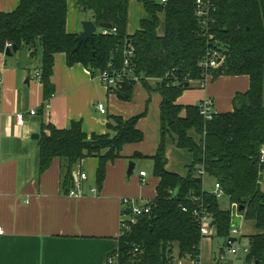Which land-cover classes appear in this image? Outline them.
<instances>
[{"label":"trees","instance_id":"16d2710c","mask_svg":"<svg viewBox=\"0 0 264 264\" xmlns=\"http://www.w3.org/2000/svg\"><path fill=\"white\" fill-rule=\"evenodd\" d=\"M74 1L78 9L91 13L99 30L93 45H82L76 52L79 35L67 31L68 0H19L15 11L0 12V53L11 44L18 51L27 49L32 58L41 54L39 80L45 105L54 94L52 77L58 54L66 56L68 67L82 65L95 78L105 71H121L125 51L133 49L128 68L132 72L121 79L117 94L131 99L135 85L141 83L149 94L161 96L160 144L152 157L153 176L159 179L156 197L145 205L150 212L135 223L128 220L130 206L122 212L128 229L119 239L117 264H173L176 247L178 259L199 263L204 237L195 210L209 216L215 235L228 241L232 212L223 209L220 199L204 188L205 176L221 186L224 197L238 206L245 221L253 223L256 234L249 237L246 264H264V191L260 183L264 172L260 161L264 152V0H212L208 8L204 6L207 17L198 16L197 0ZM132 2L142 4L148 18L129 35ZM101 24H111L116 33L104 35ZM162 25L164 34L160 35ZM211 51L221 53L224 60L217 69L205 71L201 63ZM207 76L213 81L245 76L250 82L248 91L235 95L233 110L217 113L211 121L200 114V104H178L194 83L203 87ZM146 115L110 116L104 135L88 136L78 122L66 130L43 124L38 142L40 174L60 160L62 188L68 194L75 169L84 160L97 159L96 184L101 189L108 164L122 158L127 145L144 141L138 123ZM170 137L193 157L186 176L167 169Z\"/></svg>","mask_w":264,"mask_h":264},{"label":"crops","instance_id":"0c3cea01","mask_svg":"<svg viewBox=\"0 0 264 264\" xmlns=\"http://www.w3.org/2000/svg\"><path fill=\"white\" fill-rule=\"evenodd\" d=\"M71 1L75 6L74 0H68L67 31L79 35L83 31L80 11L73 6L70 8ZM18 6L19 0H0L2 13H11ZM147 18L143 5L132 2L128 34H135L140 22ZM161 19L163 23L164 17ZM159 34H164L163 25ZM39 74L41 54L32 58L27 49L12 57L0 53V224L4 229L0 236V264H109V259L119 249L122 212L128 207L123 200L145 205L156 197L159 179L153 176L154 165L145 166L143 162L150 159L153 163L152 157L160 144L161 96L157 92L149 94L144 85L138 83L131 99L121 98L118 88L106 89L99 78L92 77L82 65L68 67L66 56L58 54L52 77L54 94L45 105ZM150 84L155 87L154 81ZM249 84L245 76L221 77L215 81L209 76L203 87L194 83V88L185 91L178 104L199 105L211 99L215 113L230 112L235 95L248 91ZM100 103L106 107L105 115L97 109ZM31 111L36 115H31ZM146 112L138 123L145 135L144 141L127 145L122 158L108 164L101 189L96 184L97 159L82 161L74 171V174L85 173L88 178L81 185L80 197L64 192L60 160H54L50 168L40 174L38 142L43 124L66 130L78 122L88 136L104 135L108 132L106 118L128 119ZM19 115L24 117L22 126L17 123ZM184 151L177 147L173 137L169 138L167 169L170 172L188 174L193 157L187 151L184 155ZM138 154L143 158H135ZM142 172H146V177H141ZM260 183L264 191V172ZM74 187L73 181L72 189ZM94 189L96 193L92 192ZM231 212L232 225L239 231L237 235L231 233L230 239H235L232 247L241 243V238H247L246 246H249V237L256 234L253 223L245 221L236 205H231ZM230 239L225 240L229 252L223 248L220 254L212 253L211 258H206L207 238H204L199 263L178 259L176 247L173 264H237L240 260L239 264H245L241 253L237 257L232 255Z\"/></svg>","mask_w":264,"mask_h":264},{"label":"built area","instance_id":"2783aa9c","mask_svg":"<svg viewBox=\"0 0 264 264\" xmlns=\"http://www.w3.org/2000/svg\"><path fill=\"white\" fill-rule=\"evenodd\" d=\"M163 3H166V0H162ZM212 0H197L196 3L198 5V16L199 17H207V12L204 11V6H206L207 8L209 7L208 5L211 4ZM209 23L210 19L208 20H204V24L206 25L207 22ZM213 22V21H212ZM116 29H111V30H106L103 29L102 33L104 35H109L111 33H116ZM13 46L11 44L7 45V48H12ZM134 57V53H133V49H129L125 51V62H124V68L121 71L115 70L112 72L109 71H105L103 73H101L99 75V80L101 81V83L103 85H106L108 90H115L118 88L119 82L121 81V79H123L125 76L128 75V73H131L132 70H129V65H130V61L131 59ZM224 57L221 55V53L216 52V51H211L209 53V56L206 58V60H204L201 63V67L203 69L209 70V69H217L221 63L223 62ZM38 77L40 78V74L38 75ZM209 76H207L208 78ZM133 80L138 81L137 78H133ZM2 83V77L0 75V85ZM214 102L211 99H206L204 100L202 103H200V114L203 116V118L206 121H211L214 117L215 111H214ZM98 111L102 114L105 115L107 113L106 107L104 104H98L97 106ZM31 115H36L35 111H31L30 112ZM17 123L18 125L22 126L24 124V117L23 115H19L17 117ZM261 163H264V152L261 155L260 158ZM202 175H204L203 172H201ZM141 177H146V172H142ZM73 179H74V189H72L69 193L70 196L72 197H80L81 196V185L83 182L87 181V175L85 173H76L73 174ZM92 192L96 193L97 190L94 189L92 190ZM213 193L216 195V197L218 199L223 198L224 192L221 188V186L218 183H215V187H214V191ZM123 204L125 206H130L131 207V211H132V216L130 219H128L131 223H135L139 217H143V214H148L150 212V207L149 206H145V205H140L138 204V202L133 201V200H128L125 199L123 200ZM194 217L196 219H198V221L200 222V232H201V236L204 238L210 237L211 232L214 231L213 230V226H212V220L209 216L204 215L201 211L199 210H195L193 212ZM123 215V214H122ZM122 221H121V236L124 234V231L128 229V225H127V220H126V216L123 215L122 216ZM232 233L233 235H237L239 234V231L235 229V227L232 228ZM4 234V229L0 224V236ZM230 243V242H228ZM231 245V253L232 255H234L235 257H237L241 252H243V254L245 256H247L250 253V247L246 246L244 248H233L232 244ZM109 264H117V257L114 255V257L109 259ZM250 264H254V263H250Z\"/></svg>","mask_w":264,"mask_h":264},{"label":"rangeland","instance_id":"374dc122","mask_svg":"<svg viewBox=\"0 0 264 264\" xmlns=\"http://www.w3.org/2000/svg\"><path fill=\"white\" fill-rule=\"evenodd\" d=\"M73 2L71 1L70 2V8L73 6ZM74 8L76 7V5L75 6H73ZM77 8V7H76ZM78 9V8H77ZM80 12L78 13L79 14V16H80V19H81V21H80V25H81V27L83 28V23L84 22H90L91 20H90V18H92V16H91V13L90 12H88V11H83V10H80V9H78ZM85 19H87V20H85ZM90 21H89V20ZM80 34V33H79ZM7 49H10V48H7ZM12 49V48H11ZM97 78H99V75L97 76ZM106 89H107V87H106V85H103ZM105 104H107V103H105ZM98 106V105H97ZM109 118H106V120H108ZM183 153H185L184 155H187V152H183ZM146 161V160H145ZM147 161H149V162H143V164L145 165V166H150L151 164H153L152 162H150V159L149 160H147ZM186 168V167H185ZM145 170L146 171H148L149 172V169H146L145 168ZM214 180L213 179H211V178H209V177H207V176H205L204 177V182H203V185H204V188L207 190V191H210V192H213L214 191ZM220 204H221V206H222V208L223 209H226V210H231V204H230V202H229V200H228V198H226V197H223V198H221L220 199ZM238 207V206H237ZM231 237H232V234H231ZM239 238V237H238ZM242 239V241H241V243H237V244H235L234 245V249L235 248H237V249H239V248H244V247H246V244H247V238H241ZM205 241H207L206 243H205V247H206V250H207V254H206V258H211V255H212V253H213V255H215V254H220V251H221V249H223L224 248V251L225 252H229V249H226V242H225V239L224 238H220V237H217L216 235H215V231H212L211 232V235H210V237H207V240H205ZM208 242L209 243H211V246H209L208 245ZM207 245V246H206ZM245 245V246H244ZM241 255L246 259V256L243 254V252H241ZM232 258L233 257H228V258H226L225 257V259H231L232 260ZM241 261V260H240ZM240 261L237 263V264H239L240 263ZM244 263L246 264V261H244Z\"/></svg>","mask_w":264,"mask_h":264},{"label":"water","instance_id":"95a60500","mask_svg":"<svg viewBox=\"0 0 264 264\" xmlns=\"http://www.w3.org/2000/svg\"><path fill=\"white\" fill-rule=\"evenodd\" d=\"M99 28L111 30L112 25L111 24H101L99 26ZM97 31H98V28L96 27V25L92 21L84 22L83 23V31L78 36V44H77V47L75 49L76 52H78L80 50L82 45H87L88 43H91L93 45L94 44V37H95ZM17 52H18V48L16 46H14V47H12V49H6L5 55L7 57H12L14 55V53H17ZM35 138L39 139V136L36 135ZM240 210H243V207L240 208ZM141 218L142 217H139V219H141ZM212 226H214V224H212ZM229 242H230L229 245L233 244L235 242V239H230ZM256 264H259V263H256Z\"/></svg>","mask_w":264,"mask_h":264}]
</instances>
